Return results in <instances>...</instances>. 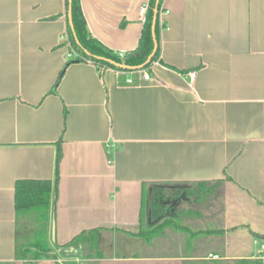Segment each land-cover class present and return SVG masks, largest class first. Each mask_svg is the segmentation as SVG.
I'll list each match as a JSON object with an SVG mask.
<instances>
[{
  "label": "crops",
  "instance_id": "1",
  "mask_svg": "<svg viewBox=\"0 0 264 264\" xmlns=\"http://www.w3.org/2000/svg\"><path fill=\"white\" fill-rule=\"evenodd\" d=\"M148 2L80 5L91 36L121 54L137 47ZM161 7L159 62L136 70L149 80L125 85L112 69L72 63L54 94L70 52L66 0H0V264L25 263L16 242L32 241L40 223L16 215L15 183L52 181L57 143L46 224L56 258L36 264L262 260L264 0ZM152 186L196 193L162 216Z\"/></svg>",
  "mask_w": 264,
  "mask_h": 264
},
{
  "label": "trees",
  "instance_id": "2",
  "mask_svg": "<svg viewBox=\"0 0 264 264\" xmlns=\"http://www.w3.org/2000/svg\"><path fill=\"white\" fill-rule=\"evenodd\" d=\"M162 0H149L145 8V16L142 23V31L138 41L137 47L126 53H115L105 47L103 44L98 42L89 33L86 21L82 14L80 0H66V12L70 10L71 21L73 25V32L71 31L69 24L67 23L66 29V43L69 47L70 56L67 57L66 63L59 72L56 82L50 90V93L56 94L57 85L65 71V69L72 63H84L91 62L96 66L99 73L106 69H112L120 74L119 80L123 82L125 74L133 72L132 70L117 67L111 65L105 60H110L116 64L124 65L125 67L132 68L142 65L146 62L153 50V39H152V20L154 16V10H157V19L155 24V34L157 41L156 53L152 56L150 62L143 68L149 69L154 62H159V33L160 30L165 29L167 26L162 22H159V16L163 12ZM75 35V36H74ZM76 39L78 43L76 42ZM98 58H103L98 59ZM66 116V110L64 109V117ZM61 159L60 143H57L56 155H55V172L54 179L52 181H36V180H19L15 183V212L16 215L22 216L28 212L36 213L35 235L32 241L28 243L16 242L15 255L17 259L25 261L24 264H36L41 259H55L56 254L50 247L47 241L46 235V224L47 214L50 205L51 193H56V187L58 182V168ZM220 184L221 182H216ZM196 189V187H194ZM169 189L170 193H167ZM192 188L183 189L181 186L168 188V186L156 187L152 186L149 190V199L152 207V212L156 211L157 214L162 216L171 215V204L173 201L179 199L178 190L186 191L187 197L195 195L196 191ZM173 194V195H172ZM167 202L169 204H167ZM174 213V212H173ZM216 232L221 233L222 231L217 230ZM91 236V242L96 247L95 236L96 232L89 233ZM87 233L81 234L71 245L79 244ZM256 238L263 239L264 235L254 234ZM70 246L61 248V251H65ZM216 264H262V260H235V261H224Z\"/></svg>",
  "mask_w": 264,
  "mask_h": 264
},
{
  "label": "water",
  "instance_id": "3",
  "mask_svg": "<svg viewBox=\"0 0 264 264\" xmlns=\"http://www.w3.org/2000/svg\"><path fill=\"white\" fill-rule=\"evenodd\" d=\"M156 19H157V10H154V16H153L152 27H151L152 39H153V50H152L150 56L147 58L145 63H143L142 65L137 66V67L128 68V67H125L124 65L116 64V63H114V62H112L110 60H105V61L110 63L111 65H114V66H117V67H121V68H125V69H129V70H132V71L143 69L150 62L152 56L156 53V50H157V41H156V34H155ZM68 24H69V27H70L71 31L73 32V25H72V21H71L70 10H68ZM76 42L78 43L77 39H76ZM98 59L102 60L103 58H98Z\"/></svg>",
  "mask_w": 264,
  "mask_h": 264
},
{
  "label": "built area",
  "instance_id": "4",
  "mask_svg": "<svg viewBox=\"0 0 264 264\" xmlns=\"http://www.w3.org/2000/svg\"><path fill=\"white\" fill-rule=\"evenodd\" d=\"M70 56V53L68 54V57ZM195 72L194 71H191V72H188L186 74H184V77L189 79V80H193L194 77H195ZM137 75H141V78L144 79V80H149L150 79V76L149 74L146 72V71H133L129 74H125V79H124V84L125 85H134L135 84V77H137ZM140 78V77H139ZM262 250H264V245L262 246ZM262 262L264 264V254L262 255Z\"/></svg>",
  "mask_w": 264,
  "mask_h": 264
},
{
  "label": "rangeland",
  "instance_id": "5",
  "mask_svg": "<svg viewBox=\"0 0 264 264\" xmlns=\"http://www.w3.org/2000/svg\"><path fill=\"white\" fill-rule=\"evenodd\" d=\"M192 189L194 190L195 188L194 187H192ZM178 192L180 193V195H181V198L179 197V199H177V201L179 200H183V201H185L186 199H188V197H187V194H186V191H183V190H178ZM170 193V192H169ZM173 195V194H172ZM177 201H176V203H177ZM179 201H178V204H180V206L179 207H176V206H173V204H174V202L175 201H173L172 202V204H171V212H174V210H181L182 209V207H188L189 208V199H188V201H186V202H188L187 204H185V206H183L182 205V203H179ZM167 204H169L168 202H167ZM177 204V205H178ZM217 207V206H216ZM36 214H35V212H34V214L33 215H31V216H29L28 217V220H26V222L28 223V224H33V225H35V223H36V220H35V218H36Z\"/></svg>",
  "mask_w": 264,
  "mask_h": 264
},
{
  "label": "flooded vegetation",
  "instance_id": "6",
  "mask_svg": "<svg viewBox=\"0 0 264 264\" xmlns=\"http://www.w3.org/2000/svg\"><path fill=\"white\" fill-rule=\"evenodd\" d=\"M179 197H181V195L179 194Z\"/></svg>",
  "mask_w": 264,
  "mask_h": 264
}]
</instances>
